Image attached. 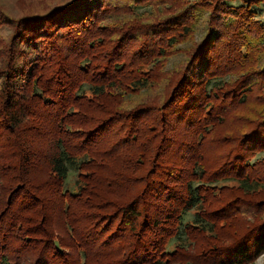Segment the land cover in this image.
<instances>
[{
  "label": "trees",
  "instance_id": "1",
  "mask_svg": "<svg viewBox=\"0 0 264 264\" xmlns=\"http://www.w3.org/2000/svg\"><path fill=\"white\" fill-rule=\"evenodd\" d=\"M143 1L167 2L0 5V264H171L202 235L214 264L264 251V0H171L147 20Z\"/></svg>",
  "mask_w": 264,
  "mask_h": 264
},
{
  "label": "rangeland",
  "instance_id": "2",
  "mask_svg": "<svg viewBox=\"0 0 264 264\" xmlns=\"http://www.w3.org/2000/svg\"><path fill=\"white\" fill-rule=\"evenodd\" d=\"M60 1L63 2L64 0H0V5L3 6L4 12L6 13V15L18 17L25 12H36L37 13L40 11L41 12L45 11L49 6H51V4H53L55 2H60ZM112 1L116 2V4H119V5L126 3V0H112ZM166 1L167 2L164 1L163 3L151 1L148 5H146L145 1H143V3H142L143 5H141V7H139L138 11L146 12L144 20H147L148 18L156 19L160 16L167 15L171 11L173 12L172 7H170V5H171L170 1L171 0H166ZM186 1L192 2L195 0H186ZM247 1H249V0H229L230 4H233V5H238V4L239 5L240 4L246 5ZM253 9L255 12L253 15V18L259 20L263 25L264 24V4H262L260 6H255V7H253ZM124 14H125L124 9H121V11H119L116 19H119V20L122 19L123 20ZM106 16H108V15H106ZM109 16H111V15L109 14ZM140 19H143V18H140ZM111 22L114 23V19L113 20L107 19V25H109ZM120 26H121V24H120ZM2 32L4 33V35H6V34H8V29L4 28V29H2ZM199 34H200V32L197 31L195 34L190 35L188 38H182L179 41L177 47L182 50V48H185L186 46L189 45V43H190L189 41L191 39L192 40H195L196 38L198 39ZM58 43H62V41L61 42L57 41V44ZM65 50H63L62 52H64ZM173 59H174V57H171L169 59V61H172ZM144 96H146V93H144L142 95V97H144ZM181 130H183L182 126L181 127L179 125L173 126V131H174L173 134L175 136H172V140H174V142H179L178 145H180V143H183V145H185V142H187L189 140L186 137L184 138L183 135L179 134V133L183 132ZM32 133H35V131L27 129V131L25 132L26 135L21 136L23 139L22 142L24 144L27 143V140L29 138L33 139ZM36 135L37 134H35V136ZM171 146H172L171 150H169V153H168L171 155V157L169 155V158L170 159L174 158L173 160L180 161L181 158L175 154V152L177 150L180 151V148H177V146L173 145V143ZM260 157H264L263 152L257 153L252 159L257 160ZM42 163H43L42 160L37 161V164L42 165ZM77 173L78 172H72L69 175V177L63 182V185H62L63 190L69 191L71 193V192H75L78 189L79 183L77 182ZM224 184L227 185L228 187L238 186V182L235 180H229L228 182H224ZM137 187L139 188V185L136 186L135 184H133V185L129 186V188L127 190H122L120 192H116L117 198L122 200V201L129 200V198L132 197L136 193L135 190L137 189ZM226 193H227V191H226ZM224 195L222 194V197ZM226 197H228V196H226ZM66 203H67V201H65L64 205ZM218 205L219 204L216 202L215 205L211 206V208H215V206H218ZM51 215L53 216V219H52L49 227L52 230V236H56L59 240H61V242L63 244L64 243L65 244H73V243L75 244V242H76L75 238L73 237V235L71 236L69 229H67L65 225H62L57 220L56 213L54 212L52 214V212H51ZM203 236H205V235H202L201 239H195L194 242H192V244L188 247V249L190 250V254H191L190 256L186 257L187 256L186 255L185 257L182 258V260L175 259L174 262L171 264H214L212 262L214 260V258L211 257V253L206 251L207 248L209 247V245H208L207 241L203 239V238H205ZM66 241H68V243H66ZM172 247L173 246H170V248H172ZM65 250H67V248ZM246 264H264V251L257 258H255L252 262H248Z\"/></svg>",
  "mask_w": 264,
  "mask_h": 264
}]
</instances>
